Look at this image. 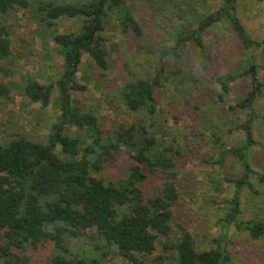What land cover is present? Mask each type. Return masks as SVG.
I'll use <instances>...</instances> for the list:
<instances>
[{"label": "trees", "instance_id": "16d2710c", "mask_svg": "<svg viewBox=\"0 0 264 264\" xmlns=\"http://www.w3.org/2000/svg\"><path fill=\"white\" fill-rule=\"evenodd\" d=\"M219 1V9L197 18L194 27L185 15L178 13L176 17L185 20L174 33V49L160 52L155 73L128 74L116 90L117 105L129 114L143 117L104 131L96 112L73 98L72 92L86 91V86L76 79L83 56L93 61L102 74L109 70L114 45L104 33L107 26L117 25L122 35L142 36L141 25L129 11L126 0H40L35 6L28 0H0V15L34 7L39 35L44 41L52 36L62 58L61 75L56 82L41 84L28 77L22 85H13L0 80V106L3 100L10 99L16 86L21 89V97L45 109L56 88L54 103L58 110L56 123L41 142L25 133L0 134V264H31L32 253L46 244H51L52 250L44 264H101L109 256L128 264L230 261L229 253L219 246L198 250L194 237L184 228L173 239L170 222L172 207L179 199V165L190 147L175 140L166 144L163 135L156 137L167 121L154 118L160 113L155 88H165L172 77L181 85L186 77L182 70H168V76L165 75L162 59L167 52L177 55L175 49L189 42L202 47V33L222 21H228L232 30L242 36L243 27L235 16L237 0ZM60 18L78 19L79 31L58 33ZM8 37L9 31L0 24V72L7 76L13 73L14 62ZM242 44L247 49L256 43L243 36ZM252 83L254 87L259 85L254 80ZM220 84L218 100L222 101L228 87L224 78ZM250 97L251 94L240 99L237 107L247 108ZM209 124L211 144L219 149L215 163H223L229 154L247 165V134L244 145L225 148L220 135H227L232 128L224 134L216 123ZM237 128L244 129L241 125ZM114 151L128 153L133 161L118 179L101 174L103 160L114 159ZM151 176H160L163 183L154 197L145 199L141 185ZM223 180L235 183L238 191L237 181L229 177ZM258 181L264 187V176L259 175ZM230 205L235 211V203L231 201ZM256 208L259 212L254 220L236 221L234 226L237 231H247L251 239L261 240L264 201ZM81 241L91 245L90 251L96 257L79 255L73 247ZM157 245H161L162 252L155 253Z\"/></svg>", "mask_w": 264, "mask_h": 264}, {"label": "rangeland", "instance_id": "374dc122", "mask_svg": "<svg viewBox=\"0 0 264 264\" xmlns=\"http://www.w3.org/2000/svg\"><path fill=\"white\" fill-rule=\"evenodd\" d=\"M39 1L28 0L33 6ZM126 4L140 23L142 36L122 35L117 25L107 26L104 33L114 45L109 70L102 74L93 61L83 56L76 79L86 86V91L72 92L73 98L96 112L104 131L143 117L129 114L122 105H117L116 90L128 74L155 73L160 52L174 49V33L185 20L178 19V13L185 15L194 27L197 18L218 10L220 1L126 0ZM36 14L34 7H29L0 15V24L9 31L14 57L13 73L7 76L0 72V80L6 84L22 85L28 77L49 84L61 75L62 58L57 54L52 36L45 37L44 41L39 35ZM235 16L243 27L242 36L232 30L228 21H222L202 33V47L189 42L175 49L177 55L171 51L166 53L162 59L165 75L168 76V70H182L186 77L181 85L172 77L168 78L165 88H155L160 113L154 118L162 117L167 121L161 127L162 133L155 136L163 135L166 144L175 140L177 144L190 147L179 165V199L172 207L170 222L173 239L180 235L179 229L184 228L194 237L198 250L214 246L225 249L230 255L227 264H264V239L253 240L247 231H237L234 226L236 221L254 220L259 212L256 206L264 201V187L258 181L259 175L264 176V0H237ZM79 28L78 19L57 21L58 33H76ZM243 36L256 44L244 48ZM223 78L228 90L219 101ZM253 80L259 85L254 87ZM20 91L13 86L10 99L2 101L0 134L25 133L41 142L57 121L58 110L54 103L57 90L53 89L51 102L45 109L21 97ZM249 94L247 108L237 107L239 100ZM209 122L216 123L224 134L232 128L227 135H220L225 148L244 145L247 134L250 141L245 149L247 165L229 154L225 155L223 163H215L219 149L211 144ZM239 125L244 129H238ZM103 162L105 167L101 174L118 179L133 161L128 153L114 151V159L105 158ZM244 167H247L245 173ZM224 177L237 181L238 191L235 183L225 182ZM162 183L160 176L149 177L141 185L143 198L154 197ZM231 201L235 203V211L231 209ZM77 245L73 248L79 255L96 257L86 241ZM51 250V244L39 247L32 253L31 264H44ZM159 252H162L161 245H157L155 253ZM101 264L128 263L109 256Z\"/></svg>", "mask_w": 264, "mask_h": 264}, {"label": "flooded vegetation", "instance_id": "af4514ba", "mask_svg": "<svg viewBox=\"0 0 264 264\" xmlns=\"http://www.w3.org/2000/svg\"><path fill=\"white\" fill-rule=\"evenodd\" d=\"M245 169H247V167Z\"/></svg>", "mask_w": 264, "mask_h": 264}]
</instances>
